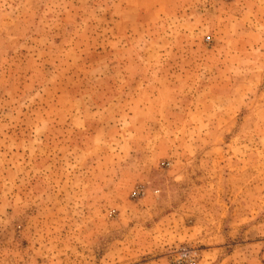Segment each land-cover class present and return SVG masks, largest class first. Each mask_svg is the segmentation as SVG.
Here are the masks:
<instances>
[{
	"label": "rangeland",
	"instance_id": "1",
	"mask_svg": "<svg viewBox=\"0 0 264 264\" xmlns=\"http://www.w3.org/2000/svg\"><path fill=\"white\" fill-rule=\"evenodd\" d=\"M154 5L0 0V264H264V0Z\"/></svg>",
	"mask_w": 264,
	"mask_h": 264
},
{
	"label": "crops",
	"instance_id": "2",
	"mask_svg": "<svg viewBox=\"0 0 264 264\" xmlns=\"http://www.w3.org/2000/svg\"><path fill=\"white\" fill-rule=\"evenodd\" d=\"M171 2H176V1H188V0H170ZM156 0H136L139 15L142 18H147V17H154L157 16V11H156V6L154 3Z\"/></svg>",
	"mask_w": 264,
	"mask_h": 264
},
{
	"label": "built area",
	"instance_id": "3",
	"mask_svg": "<svg viewBox=\"0 0 264 264\" xmlns=\"http://www.w3.org/2000/svg\"><path fill=\"white\" fill-rule=\"evenodd\" d=\"M146 193L144 190H135L134 191V196L140 197V196H144ZM186 256L185 254L182 255V257H179L177 259V264H197L194 258H185L183 259V257Z\"/></svg>",
	"mask_w": 264,
	"mask_h": 264
}]
</instances>
